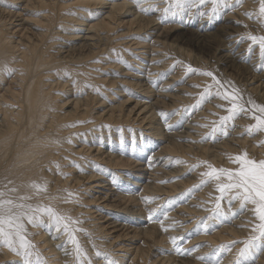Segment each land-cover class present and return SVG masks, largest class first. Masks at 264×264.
Returning a JSON list of instances; mask_svg holds the SVG:
<instances>
[{"label": "bare ground", "instance_id": "obj_1", "mask_svg": "<svg viewBox=\"0 0 264 264\" xmlns=\"http://www.w3.org/2000/svg\"><path fill=\"white\" fill-rule=\"evenodd\" d=\"M228 3L236 5L235 0ZM153 5L167 6L165 0H0V191L14 200L30 197L25 203L50 205L80 221L70 224L68 232L63 225L48 226L47 216L42 226L26 223L34 253L46 264H88L89 259L91 264H236L244 242L259 235L252 231L258 222L253 206L242 208L239 199L229 204L227 192L220 201L222 215H214L221 195L217 184L228 181L202 173L209 171L204 162L217 169L237 168L232 157L245 150L250 158L264 159V130H247L261 115L254 105H264V61L258 41L248 39L264 36L260 0L237 3L242 29L227 27L231 13L223 14V5L216 15L209 12L211 3L192 6L188 16H201L198 23L190 18L167 27L162 22L172 19L171 13L141 10ZM177 25L186 30L181 38L186 43L228 37L230 58L247 64L232 87L249 104L241 116L225 122L227 135L213 129L229 115L233 91L226 100L220 90V97L206 105L212 112L191 113V120L174 132L168 128L175 127L179 113L184 118L181 111L154 126L159 103L168 99L184 110L196 99L167 91L172 77L157 82L150 76L162 68L155 69L154 60L165 56L160 46L165 31ZM132 30L135 36L127 38ZM116 36L126 37L127 47H108ZM134 49L139 50L136 66L123 60ZM155 81L161 87L153 88ZM202 90L195 95L202 96ZM134 91L139 97L127 98ZM156 140L164 143L158 146ZM73 229L86 230L74 232L87 254L79 262L69 235ZM31 259L35 264V254ZM0 264H25V258L0 245ZM243 264H264V246Z\"/></svg>", "mask_w": 264, "mask_h": 264}, {"label": "snow or ice", "instance_id": "obj_2", "mask_svg": "<svg viewBox=\"0 0 264 264\" xmlns=\"http://www.w3.org/2000/svg\"><path fill=\"white\" fill-rule=\"evenodd\" d=\"M167 6L164 9H159L154 5L151 6V9H141L142 11H162L163 13H171L173 16L179 13H187V10L196 6L197 8L204 6L205 4L211 3L212 8L209 9V12L212 15H216L218 9L223 5L224 10H227L233 5L228 3V0H165ZM236 3H239L240 0H235ZM259 12L262 17H264V0H260ZM245 15H250L245 13ZM248 39L253 42H257L260 48V57L264 61V36L256 37L250 35ZM211 76L212 73H207ZM215 79V77H213ZM219 95V93H217ZM206 95L205 94H202ZM224 99L228 100L229 95H224ZM232 104L228 109L229 115L220 117L221 126L220 128H214L213 132H223L224 135H227V132L224 131L225 122L234 119L240 112L245 111L243 104L239 103V97L236 95L231 96ZM254 108L261 115H256L253 118L256 121L254 125H248L247 130L249 134H254L255 131L264 130V105H254ZM187 111V109L185 110ZM213 139L215 137L213 136ZM232 162L238 165L235 169H225L223 167L217 169L212 165H208L207 162H204L205 165L209 168V171L202 173L203 176L208 177L209 179L215 178L220 180L221 177L227 178V183H218L217 190L221 193L217 197L216 211L214 215H222L220 211V201L223 199L225 192L230 194L229 204L232 200L239 199L241 206L251 204L252 212L255 219L258 221L254 226L252 231L258 232L259 235H254L249 238V240L244 242V247L239 249L238 257L236 264H243V261L253 254V250L261 246H264V159L256 160L250 158L247 154V151H243L238 154H234L232 157ZM198 166V165H197ZM59 167V165H57ZM207 181H202V183ZM33 187L37 191H46V188H43L39 184H33ZM10 191H15L11 189ZM69 195H73L69 193ZM30 197L21 196L18 200L12 198H5V193L0 191V245L7 246L11 251L15 252L17 255L25 258V264H33L31 259L33 255L36 256L35 264H46L39 256L38 253H34L35 245L28 239L30 233L27 231L26 223L34 227L42 226L45 224L43 219L44 216L48 217V226L55 225L59 228L63 225V230L68 232L69 225L72 223H80V221H73L71 217L66 216L50 205H41V204H30L25 203L29 200ZM207 228V225H205ZM75 231H86L84 229H73L72 233H69L71 242L74 245L75 253L78 262L86 257V252L80 245L79 241L74 235ZM173 242L175 238H172ZM179 251V249H177ZM101 255L97 252V256ZM203 259V257H201ZM88 264H91V260H88ZM109 264H115L114 261H109Z\"/></svg>", "mask_w": 264, "mask_h": 264}, {"label": "rangeland", "instance_id": "obj_3", "mask_svg": "<svg viewBox=\"0 0 264 264\" xmlns=\"http://www.w3.org/2000/svg\"><path fill=\"white\" fill-rule=\"evenodd\" d=\"M232 5L233 6L232 7H229L227 10H224V8H223V10H221V12H223V14H225V13L226 14L227 13L229 14V13H231L232 15H234V16H232L230 14V17H231L230 19H232V20H229V21L227 20V27H231L232 29L233 28H241L242 29V23H241V17H240L241 15H239V13L237 12V3H236V5L235 4H232ZM202 7H199V9H201ZM189 10L190 9L187 10V13L186 14L185 13H182L183 14L182 16L175 17V19H177V20H173L174 16H172V19L170 18V19L163 20V22H162L163 24L161 23L162 26H164V25H166V27L167 26H170V25H173L174 26L175 23H180V24H183L184 25L187 22V19L189 20L190 18L193 19V22L192 23H198V20L201 18V16H196L195 14H192V16L189 17L188 16L189 15ZM233 20L234 21L236 20V22H234ZM164 21L165 22L167 21V22L165 23ZM177 26H178V28H175V29H167V31H165V33H164V36L165 37L163 36V39L165 40V42H166L167 45L165 44V42H164V45H163L162 42H159V44L162 43L160 45L161 48H162V46H165V47L162 48V49H164V51H163V55H165L164 58L158 59V60H154V62L156 64L152 61L153 62L152 64L153 65L154 64L156 65V68L155 69H157V68L159 69L160 67H162L160 69L164 70V72L159 69L158 70L159 72L162 71L161 72L162 75L160 77H159V72L158 71H157L158 73H155V74H152L154 72H151L150 76L152 78L154 77L155 79H159V80H157V82L158 81L160 82L161 77H162V79L164 81L167 80V77L168 78L169 77H172L173 79H168V81L169 80L170 81H169L168 85H166V87H167L166 90L167 91L171 92L172 94L177 93L179 98H182L183 96H185V93H186V95L187 94H190V95H192V97L198 99L197 101H199V103L196 101V99L195 100H192L193 103H189V104L187 103V105H189V106L188 107H184V110L183 109L182 110H179L178 109V108H182L183 106H181V107H180V105H178L179 107L178 106L177 107L176 106H172L171 105V100H168V99L166 100V104H164V105H161L159 103L158 107L160 109L159 112H160L161 115L158 114L153 119L154 126H155V124L157 125L158 122L161 123L162 121H164L165 123H167V121H168L167 119H170L171 116H173L175 114V111H177V112L178 111H181L183 113V115H184V118L183 119H179L180 118L179 116L181 114V113H179L178 118L177 119H174L175 124L177 123L176 125L174 124L175 127L173 128V126H171V129H170V127L168 128L170 131L173 130V132H174V130H177L178 129L177 127L180 126V124H182V126L184 127V125H186L185 124V121L191 120L190 119V116L192 114L194 116L198 112V110L201 112L200 114H202L203 110L204 111L207 110L208 112H212L213 111V108L206 109L207 108L206 105L209 102L208 100L212 101L213 98H215L216 95H217L216 97H220V95H221L220 90H221L223 96L225 95V90H226V94L227 93H232V91H233L235 93V94L233 93V95H236L237 97L240 98L239 99V103L243 104L244 107H248L249 101L244 98V95L243 94L235 91L233 89V87H232L233 85H235V83H237L239 81V79H238L239 78L238 71L241 70V69L243 70L245 68V65H247V64L246 63H243V62H240L239 59L230 58L229 51H227L228 50V47H226V44L228 43V41L226 39L228 37L222 36V34H218V35H211L210 38H208L206 40H202V41H200L198 43H196L195 40L192 41V42L186 43V42L181 41V38L183 36V33L186 30L179 28V25H177ZM78 28H82L83 29V28H85V26L78 27ZM70 30H72V29H70ZM123 31L124 30H122V32ZM132 31H133V33H132ZM132 31L130 32V34H132V35H130V34L127 35L126 34L127 36L126 35H124V36H126L127 38L133 39V36H135V33H134L135 30H132ZM159 31L160 30H158L157 33ZM152 32H154V31H152ZM213 32H215V31L214 30H209L207 33H213ZM148 33H149V31H148ZM150 33H151V31H150ZM151 34H150V36H151ZM141 35H144V33H142ZM226 35H227V31H226ZM124 36H122V39H121V36H119L122 41L119 39L118 36H116L117 39H115V38L113 39V40H115V42L112 43V44H110L108 47H112L113 48V46L116 45L115 43H117V44H120L122 46L116 45L118 47H116V46L115 47L117 49L119 48L118 49L119 51H120V49L122 50V48H123L124 45H128L129 44V43L124 44L128 40ZM124 38L126 39V41H125ZM116 40H117V42H116ZM242 40H243V38H242ZM75 41H77V39H75ZM221 42H223L224 47H220V43ZM120 47H122V48H120ZM124 47H127V46H124ZM130 49H132V48H130ZM138 51L139 50H135L134 49V51H131V52L134 53V54H132L130 52V50H127V53H129V55L125 53L124 54L125 57L123 58V60L126 58L125 60H128L129 62H131L132 63L131 65L136 66L135 64H136L137 60H136V56L135 55L137 53H135V52H138ZM159 52H161V51H156V53H159ZM224 53H226L229 56V58L226 57L225 55H223ZM131 55H134V57L133 58L131 57L132 60L131 59L129 60L128 56H131ZM137 56H139V55L137 54ZM140 57H141V59H145V55H143V56L140 55ZM145 60H147V58ZM145 60L143 61L144 63L146 62ZM162 60H163V62H162ZM168 60L170 61V64H169V61ZM247 61H249V59ZM161 62H162V64L164 63L163 66H160V65H162ZM165 62H166V65H165ZM237 65H242L243 67H241V68L238 69V67H236ZM133 66L132 67L131 66H127V67L133 68ZM132 71L135 72V68L130 69V73ZM176 71H178V73ZM140 72H142V71H139L138 73H140ZM207 73H212V75L209 76V75H207ZM175 74L177 76H174ZM213 77H215V79H213ZM122 78L123 77H119L118 79H122ZM129 80H132V79H129ZM157 82L153 85V88H155L156 85H159ZM167 82H165V83H167ZM174 82L176 83V85L173 84ZM158 87H161V85H159ZM178 87H180L181 89L179 90ZM187 87H190V88H188V91H190V92H187ZM206 87H209V88H207V90H206ZM191 88H193L194 90H192ZM200 89L201 90L203 89L205 91V93L206 92H209L210 89H211L213 91H210L209 93H212V95L214 94V90H217L218 92L217 91H215V92L216 93H219V95L215 93L213 95L214 97L212 95L210 96V94L208 95V97H207V95H204V96H200L199 97V94H197L198 97H199L198 98L197 95H195V94L198 93V91H200ZM203 90H202V94H205V93H203ZM136 91H138V90H136ZM135 94H137V92L134 91V94L128 95L127 98H130V97H132V98L133 97L138 98L139 96H137ZM193 94H194V96H193ZM206 94H208V93H206ZM231 101H232V99H231ZM200 102H201V104H200ZM167 105H169V106H167ZM63 107H65L67 110L70 109V107L67 106V103L64 104ZM186 109H187V111H185ZM97 110L98 109H95L94 112L97 111ZM163 113H164V115H163ZM240 113L237 116H241ZM161 116H165V117L162 119ZM200 116H202V118H203V115H200ZM190 126H194V125H190ZM183 127L180 128V130L182 129V131H183L184 130ZM228 131H230V130H228ZM191 132H193V131H191ZM161 140H156L157 142L159 141L158 142V146H160L161 144L164 143ZM188 141H189V139H188ZM185 142H186V144H188L187 141H184V144H185ZM103 149H106L107 150V148H105V147ZM150 155L151 154L148 153L147 154V157L144 160H142V162L145 163L146 160H147V158L150 157ZM144 156H145V154H144ZM161 159L162 158L160 157L159 160H161ZM162 162H163V160H162ZM168 167L166 165V168H168ZM186 176H188V174H184L183 175V178L186 177ZM131 179H136V178L131 177ZM164 184H162V185H164ZM98 194H96V195H98ZM186 196H187V194H186Z\"/></svg>", "mask_w": 264, "mask_h": 264}]
</instances>
